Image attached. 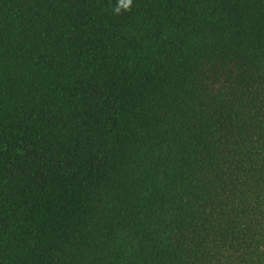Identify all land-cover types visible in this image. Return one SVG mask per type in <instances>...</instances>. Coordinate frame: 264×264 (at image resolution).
I'll return each mask as SVG.
<instances>
[{
  "label": "trees",
  "instance_id": "16d2710c",
  "mask_svg": "<svg viewBox=\"0 0 264 264\" xmlns=\"http://www.w3.org/2000/svg\"><path fill=\"white\" fill-rule=\"evenodd\" d=\"M0 264H264V0H0Z\"/></svg>",
  "mask_w": 264,
  "mask_h": 264
},
{
  "label": "clouds",
  "instance_id": "9594fccd",
  "mask_svg": "<svg viewBox=\"0 0 264 264\" xmlns=\"http://www.w3.org/2000/svg\"><path fill=\"white\" fill-rule=\"evenodd\" d=\"M132 2L133 0H120V7H122L124 10H128L130 9ZM115 11L119 13L120 8H117Z\"/></svg>",
  "mask_w": 264,
  "mask_h": 264
}]
</instances>
